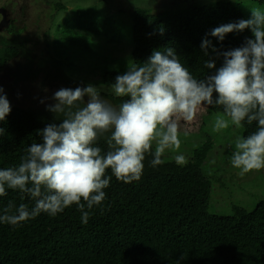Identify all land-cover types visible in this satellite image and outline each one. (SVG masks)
Returning a JSON list of instances; mask_svg holds the SVG:
<instances>
[{"label":"trees","instance_id":"trees-1","mask_svg":"<svg viewBox=\"0 0 264 264\" xmlns=\"http://www.w3.org/2000/svg\"><path fill=\"white\" fill-rule=\"evenodd\" d=\"M257 1L264 4V0ZM239 2L169 0V7L157 12L151 7L134 8L129 14L133 45L129 67L146 62L154 51L171 47L196 78L214 74L223 64L224 52L252 38L247 28L226 34L222 41L211 35L216 27L244 20ZM56 7L65 8L59 3ZM105 22L108 26L103 28L98 21L75 19L68 26L77 41L88 34L100 39L112 24L106 18ZM205 40L210 45L202 48ZM0 43L4 45V41ZM45 46L47 52L40 51L38 60L24 53V60L12 62L11 58L22 52L23 44L4 45L0 71L11 65L16 70L24 69L26 78L35 80L48 65L54 70L46 73L51 80L74 88L87 87L83 79L78 81L65 74L58 53L50 47L47 50V40ZM92 55L93 64L100 63L103 75L115 78L129 68L120 58L106 61L103 55ZM206 61L214 62L215 68L207 69ZM99 92L117 106L127 99ZM10 109L0 121V169L18 165L32 143L42 142L39 132L48 124H59L63 118L49 108L32 111L10 104ZM205 111L201 120L223 109L207 106ZM256 127V122H244L241 136L252 134ZM98 146L106 150L103 137ZM213 146L207 137L199 147L182 154L187 159L184 165H178L175 156L164 154V163L153 167L152 155L146 154L141 178L124 183L113 177L105 189V200L93 207L87 224L81 222L75 205L55 216L41 213L16 226L0 223V264H264V199L245 214L209 212L216 178L206 173L210 171L205 170V163L213 154ZM107 175H111L110 170ZM21 195L7 190V195L0 197V211L10 201L17 206L26 203L31 209L34 201L21 200Z\"/></svg>","mask_w":264,"mask_h":264},{"label":"clouds","instance_id":"clouds-1","mask_svg":"<svg viewBox=\"0 0 264 264\" xmlns=\"http://www.w3.org/2000/svg\"><path fill=\"white\" fill-rule=\"evenodd\" d=\"M246 28L252 38L224 52L222 66L203 79L168 47L115 77L112 94L127 97L118 106L92 85L56 91L49 111L62 116V122L39 132L42 142L32 143L18 165L0 169V197L7 190L18 191L21 200L30 199L34 206L10 201L0 211V223L16 226L75 205L87 224L90 211L105 200L113 177L124 183L138 181L146 154L152 155L153 167L164 163L167 150L180 148L181 121H194L207 106L223 109L215 116L214 131L256 122L252 134L235 138L231 166L241 176L264 169V9L253 8L249 19L216 27L211 35L222 41L226 34ZM209 45L205 40L201 47ZM205 67L214 69L215 63L206 61ZM10 110L6 96L0 95V121ZM102 137L106 150L98 146ZM175 162L184 165L187 159L176 155Z\"/></svg>","mask_w":264,"mask_h":264},{"label":"rangeland","instance_id":"rangeland-1","mask_svg":"<svg viewBox=\"0 0 264 264\" xmlns=\"http://www.w3.org/2000/svg\"><path fill=\"white\" fill-rule=\"evenodd\" d=\"M7 1L0 0V6L5 5ZM18 1L26 5L31 4V7L35 8V10L32 8L25 10V15L29 14L33 17L39 15L42 20V16H47L46 21L40 25L41 28L36 30V33H32L28 27L26 33L20 35L21 38L25 37L30 41L38 40L40 42L37 46L31 43L28 48L35 50V52H43V46L46 49L44 45L46 41H42L43 32L46 29L45 37L50 44L47 50L49 47L52 50L55 49L54 51L59 55L58 59L62 62H60V66L64 68L67 76H72L78 81L83 79V84L92 85L98 91L112 93L111 84L115 82V78L103 75L100 63L93 64L95 61L92 54L95 52L100 56L103 55L102 59L107 58L106 61L113 57L120 58L125 61L126 67H129V58L133 47L131 43L132 19L129 14L135 7L144 6L139 4L141 3L140 0H103L106 3L102 0ZM47 1L49 3H61L65 8L55 12L52 4ZM237 1H241L237 5L240 7L244 20L251 17V9L256 7L264 9V4H260L257 0ZM146 7H151L157 12L160 9L163 10V7L168 8L169 5L166 0H152L146 3ZM83 14L86 16H81ZM91 14H102L103 16H91ZM49 16H53L52 19ZM105 18L109 19L112 24H110V29L107 32H103V37L100 39H92V35L88 34L84 38L80 36L77 41L76 34L72 35L73 30L68 26V22H75V19H90L100 22V25L105 28L108 26ZM31 22L32 18L27 21V25H30ZM5 49L6 47L1 46L0 53ZM45 67L44 71L38 73L35 80H29L26 78L24 69L18 68L16 70L11 65L6 66L0 71V88L3 89L0 95H5L9 104L26 110H47L56 103L53 99L56 91L62 88L73 90L75 88L51 80L47 75L54 70L48 65ZM41 82L45 84L43 87ZM84 99L86 102L87 96ZM205 114V108H202L194 121H181L180 148L167 150L165 154L171 156L187 154L206 142L207 137L211 138L214 145L213 154L208 157L205 170L210 171L206 172L210 177L215 175L216 182L210 196L209 212L227 216L248 213L254 209L259 201L264 199V169L253 170L241 176L239 169L231 166L234 140L237 136H241V129L230 125L227 129L214 131L215 116L218 113L211 114L209 117L205 116L201 120Z\"/></svg>","mask_w":264,"mask_h":264},{"label":"flooded vegetation","instance_id":"flooded-vegetation-1","mask_svg":"<svg viewBox=\"0 0 264 264\" xmlns=\"http://www.w3.org/2000/svg\"><path fill=\"white\" fill-rule=\"evenodd\" d=\"M140 1H141V3H139V2L138 3L142 4L144 6H137V7H146V3H148L152 0H140ZM166 1H169V0H166ZM174 1H176V0H174ZM177 1L180 2L183 0H177ZM191 1H200V2L203 1V3H204L206 0H191ZM231 1H235V0H231ZM104 3H106V1H104ZM49 4H52V7H53L55 12H57V10H59L56 7V4H58V3H49ZM59 4H61V3H59ZM147 5H150V4H147ZM137 7H135V8H137ZM29 8L30 9L32 8L35 10V8L31 7V4L26 5L23 2H20L18 0H8L5 5L0 6V42L4 41V45H7V46H9L11 44H19V43L23 44L22 52H20L17 56L12 57L11 58L12 62L16 61L18 59L24 60L25 59L24 53H27V56L32 57L36 60L39 59L40 51L35 52V50H31L30 48H28V46L31 43L33 45L37 46L40 44V42L38 40H34V41L31 40L30 41V39H27L25 37L21 38L22 36H20V35L25 34L28 27L30 28V31L32 33H36V30L41 28L40 25L44 24V21H46L47 16H42V18H43V20H42L39 15L34 16V17L29 16V14L25 15L24 11L29 9ZM49 17H50V19H52L53 16H49ZM31 18H32V22L30 23V25H27V21L31 20ZM45 34H46V29L43 32L42 41H44V42L47 40V39H45L46 38ZM4 45H2L0 43V47L4 46ZM44 45H45V43H44ZM12 47H15V46L13 45ZM44 51H46V49L43 46V52ZM41 84H42V82H41ZM44 85L45 84H43V86Z\"/></svg>","mask_w":264,"mask_h":264}]
</instances>
